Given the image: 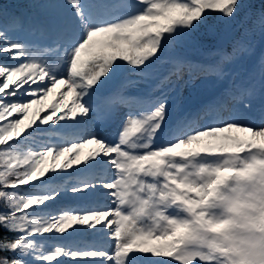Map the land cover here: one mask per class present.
<instances>
[{"label":"snow or ice","instance_id":"obj_1","mask_svg":"<svg viewBox=\"0 0 264 264\" xmlns=\"http://www.w3.org/2000/svg\"><path fill=\"white\" fill-rule=\"evenodd\" d=\"M36 6L48 12L41 31L56 47L43 51H56L55 61L11 38L19 17L0 28V264H264V121L243 117L264 105V56L226 93L228 116L200 126L170 122L164 97L113 94L105 103L127 111L109 139L100 132L111 113L96 107L120 72L155 79L154 65L170 64L157 87L185 68L225 75L228 55L211 67L165 54L233 24L245 0ZM96 193L107 203H60Z\"/></svg>","mask_w":264,"mask_h":264},{"label":"rangeland","instance_id":"obj_2","mask_svg":"<svg viewBox=\"0 0 264 264\" xmlns=\"http://www.w3.org/2000/svg\"><path fill=\"white\" fill-rule=\"evenodd\" d=\"M30 4L31 10L33 11V15H38L40 14V17L48 20L49 15L47 10L42 9L40 7H37L36 5L39 4H44V3H61L66 5V0H24V2H28ZM86 0H83L85 2ZM22 2V0H0V6H8L10 4L14 3H19ZM135 0H130V3H134ZM249 15V13H248ZM229 33L232 32L231 30L228 31ZM10 36L13 39H21L26 42H28L30 45H34L37 49V51L41 52L43 57L45 59H48L49 61H55L56 59V51H48L44 52V46L34 42L33 40L29 39L27 35L23 36V33L18 31L17 28L13 29L10 32ZM23 37V39H22ZM229 38V35L224 36L223 39ZM186 44V42H183L181 44L172 47L175 49V52H185L188 51L185 49L183 46ZM258 49H251L252 51L250 52L248 47H241L239 49L238 53L239 55H235L232 60H231V67L230 69L232 72L238 67V74L237 73H232L233 76L229 79L230 84H226L227 81V72L226 69H224V72L226 73L222 77L212 75V78L207 80L203 79L202 77H199L196 80L190 79H174V77H171V82L170 83H164L160 85L161 90H165V98L167 99L168 103V111H169V120L172 123H175L177 120H180V116L182 115L183 110H186L190 107V103H194L198 97L204 99H210L211 97H214L215 95H218L226 89H233L236 85H244L248 82L249 77L251 74L254 72H257L259 69V64L254 62V57L256 55V58L259 57L260 51L264 48V28L260 25L259 29V40H258ZM55 49V48H53ZM169 50H171L169 48ZM172 54L174 53L172 50L170 51ZM262 54L264 53L261 52ZM240 56V57H239ZM178 57V56H177ZM182 58V57H181ZM188 58V57H187ZM190 59V58H188ZM186 59L185 61L190 62L191 60ZM258 60V59H257ZM215 64V63H214ZM213 64V65H214ZM212 65V64H210ZM213 65L211 67H213ZM216 65V64H215ZM154 68L156 70V78L155 79H147V80H142L139 79L132 74L128 72H120L117 73L110 81H108L104 86H111L109 88H102L107 91H123V88L126 89H131V88H136V89H146L145 95L146 98L148 97V94L153 91V88L159 84L160 79H162L165 74L164 71L167 69V66L165 64H157L154 65ZM133 83H129V82ZM198 87L203 88V92L200 94H197V89ZM121 88V89H120ZM169 90L170 92H168ZM218 91V92H217ZM127 93V92H126ZM136 96V94H135ZM260 106L262 105L259 103V101L254 102V106ZM117 108V109H116ZM112 111L116 109V112L119 116L118 120L113 119V122H108L103 130L101 132H105L107 137L109 139H114L117 129L119 128L121 121L124 116V111L125 109H120L118 107H113L111 108ZM100 132V133H101ZM87 151V149H85ZM66 199H69L70 201H76L71 197V194L67 196ZM105 202L106 199L104 200ZM80 204V202L78 203ZM71 240L75 241H81L83 243H105L103 238L95 236V235H88L87 233H74V235L70 238ZM143 254H137L138 257L142 256ZM153 259H163V258H153ZM137 264H142V260L139 258L137 259Z\"/></svg>","mask_w":264,"mask_h":264},{"label":"trees","instance_id":"obj_3","mask_svg":"<svg viewBox=\"0 0 264 264\" xmlns=\"http://www.w3.org/2000/svg\"><path fill=\"white\" fill-rule=\"evenodd\" d=\"M246 2V0H245ZM251 4H254V5H258L259 8L261 9V11H264V4L261 3V0H254V1H251ZM257 7V6H255ZM245 24V21L242 20L241 22V25ZM224 27L225 25L223 26H218L215 30V34L214 36H212L211 38L206 34L205 30H201L200 32L196 33V36L198 37V40L199 42L204 45L205 42H209V43H212V45L216 44V40H218V38L223 35V32H224ZM239 33V30H237V35Z\"/></svg>","mask_w":264,"mask_h":264},{"label":"bare ground","instance_id":"obj_4","mask_svg":"<svg viewBox=\"0 0 264 264\" xmlns=\"http://www.w3.org/2000/svg\"><path fill=\"white\" fill-rule=\"evenodd\" d=\"M197 92L202 93L203 92L202 88L197 89ZM243 115H244V119L246 122L252 123L251 120H249V118H248L247 111H244Z\"/></svg>","mask_w":264,"mask_h":264}]
</instances>
